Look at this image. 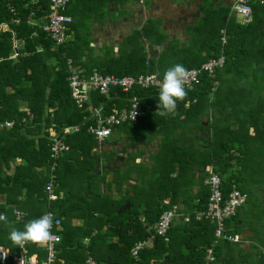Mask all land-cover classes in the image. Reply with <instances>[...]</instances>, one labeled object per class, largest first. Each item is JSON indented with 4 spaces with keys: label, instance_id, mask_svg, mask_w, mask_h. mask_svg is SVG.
<instances>
[{
    "label": "trees",
    "instance_id": "trees-1",
    "mask_svg": "<svg viewBox=\"0 0 264 264\" xmlns=\"http://www.w3.org/2000/svg\"><path fill=\"white\" fill-rule=\"evenodd\" d=\"M103 1L69 0L62 12L73 20L68 23L66 40L57 45L42 29L50 10L48 0H0V23L7 22L10 27H0V120L13 121L12 127L0 130V195L4 197L0 214H5V220L0 221V243L14 247L9 239L12 229L24 230L28 222L51 209L61 218L56 264H87L88 258L95 264H203L209 246L214 248L215 262L221 258L225 240L215 242L213 223L196 218L206 209L209 196L203 184L209 174L205 167L211 165L220 176L224 194L232 185L246 192L244 204L256 190L264 188V40L258 31L264 5L250 1L253 18L247 24L233 20L229 7L202 18L201 41L208 44L207 54L181 60L173 54L168 65L182 64L190 69L217 56L221 29L227 37L226 63L213 77L203 75L198 85L186 88L185 101H178L175 113L163 117L157 111L159 90L151 86H136L129 92L112 87L106 94L92 91L90 104L83 107L72 98L68 58L85 76L93 69L117 76L155 69V61L146 65L140 31L125 38L118 55L105 46L94 56L87 20L100 10ZM14 18L19 22L14 23ZM142 33L151 38L146 27ZM166 70L160 71L161 78ZM213 79L218 85L211 95ZM134 94L139 96L145 114L136 124L113 127L111 134L116 129L134 137L155 134L159 146L154 168L146 169L140 185L134 184L123 193L120 182L124 178L118 170L110 180H106V169L100 173L94 170L103 153L96 152L98 141L87 127L93 123L92 107H101L105 114L116 112L125 109L128 97ZM54 139L65 142L69 149L57 158L55 191L59 197L48 201L44 186ZM112 181L117 182L116 198L103 191L104 185L112 188ZM180 199L185 208L176 212L165 241L154 226L160 214ZM14 208L27 211V217L16 221ZM225 225L231 234L229 219ZM143 240L145 246L134 259L131 249ZM26 244L32 255L45 257L41 247ZM227 248L224 257L230 262L232 248Z\"/></svg>",
    "mask_w": 264,
    "mask_h": 264
},
{
    "label": "crops",
    "instance_id": "crops-1",
    "mask_svg": "<svg viewBox=\"0 0 264 264\" xmlns=\"http://www.w3.org/2000/svg\"><path fill=\"white\" fill-rule=\"evenodd\" d=\"M103 2L100 5V10H96L94 14L91 13L90 18L87 20L90 22L89 27L87 26L89 30V47L94 56L100 54L105 46H110L112 54L118 55L125 44V38L132 35L135 30L140 31L139 41L144 47L147 67H149V61H155V65L152 64L155 66L153 72L146 71L145 73L156 74L160 77L159 73L162 69L166 70L171 67L168 64L171 63L170 56H173V54L180 60L207 54L205 49L208 48V44L204 40L201 41L203 36L201 33V20L206 17V14L215 15L222 8H230L234 0H104ZM251 2H257V0ZM124 10L126 15L128 14L125 18L120 17L121 12H124ZM69 16L73 20L72 16ZM116 17L118 19H115ZM14 19L13 22L16 23ZM3 24L8 25L7 22H2L0 27H3ZM143 27L147 28L151 38L161 36L165 39H161L156 43L151 42L142 33ZM8 29H10L9 25ZM195 35L196 39L194 40ZM87 51L88 49H85V52ZM158 60L162 61L159 66L156 64ZM168 60L170 61L168 62ZM94 146L98 154L103 153V159L99 157L97 160L96 171L100 173L102 168L106 169V180H110L114 171L118 170L124 178L120 182V187L123 190L122 192L125 193L124 190L132 188L134 184L140 185L141 182L138 180H140L146 169L154 168L153 157L159 146V136L155 134L146 136L141 133L134 137L124 130L116 129L108 137L98 141L97 144L95 143ZM13 166L12 164L8 170L9 174L12 173ZM205 170L208 173L214 172L211 165L206 166ZM100 186L102 187V185ZM111 187L109 189L108 186L104 185L103 191L115 198L118 197L117 182L112 181ZM3 198L0 195V202L3 201ZM184 208L185 205L180 211H183ZM187 218L186 215L184 219L187 220ZM196 218L201 217L196 216ZM229 226H231L232 234L239 235V241H223L225 245L219 252L221 258L215 262L213 261L214 264H259L260 257H264L261 252V247L264 246V217L260 219L256 216L243 215L237 212L234 217L229 218ZM226 229L228 231L230 227H226ZM222 240L215 239V242ZM227 247L232 248L230 250L232 254L230 262L226 261L224 257L225 250H229ZM41 248L44 250L43 247ZM212 249L215 255L214 248ZM89 260L91 259L86 260L87 264Z\"/></svg>",
    "mask_w": 264,
    "mask_h": 264
},
{
    "label": "built area",
    "instance_id": "built-area-1",
    "mask_svg": "<svg viewBox=\"0 0 264 264\" xmlns=\"http://www.w3.org/2000/svg\"><path fill=\"white\" fill-rule=\"evenodd\" d=\"M36 1L37 0H32L33 3ZM48 1L50 3V10L47 13L46 22L43 24L42 29L47 32L57 45L62 44L67 37L68 23L71 22V17L62 12L69 0ZM257 2L264 5V0H257ZM9 10L13 14L15 13L14 7L11 5H9ZM230 14L237 15L241 23H250L253 18L250 0H234L230 6ZM14 21L18 23L19 18H15ZM3 27L8 29L7 24H3ZM220 34V54L218 56L209 57L198 67L187 69V89L190 90L194 85H198L203 75L213 77L214 73L225 65L226 55L224 53V47L227 43V37L225 36L223 29H221ZM67 66L69 68L71 96L79 107H83L85 104H90L92 91H98L99 94H106L110 88L119 87L123 92H129L136 86L141 88H149L151 86L159 90L157 85L163 79L158 75L151 73L138 74L135 76H117L114 74H102L96 69H93L91 74L85 76L84 74L81 75V70L76 69L73 66L71 58L67 59ZM211 82V95H213V92L218 85V80L213 79ZM144 114L145 111L141 107L140 98L138 95L134 94L128 97L127 107L116 112L105 114L101 107H92L90 117L92 118L93 123L88 125L87 131L92 134L97 141H101L111 134L113 127L122 123H129L131 125L136 124L138 119ZM12 125V120H0V130L10 128ZM78 128L79 127H74L73 130H78ZM68 149V144L59 139H54L51 144L50 157L52 158V161L49 166L50 174L44 186V193L46 194L48 201H54L59 197V194L55 191V169L57 168V158L61 152L67 151ZM204 184L209 189L208 201L206 209L199 212L196 216L209 219L213 222L214 237L216 240L223 239L230 242H238L239 237L237 234H229L226 232L227 229L225 222L236 214L238 208L247 200L248 194L236 188L235 185H232L231 190L227 194H224L221 187L220 176L212 171L209 172L208 176L204 179ZM176 212L175 205H173L171 209L164 210L154 226L157 235L162 237L165 241L168 240L167 232ZM46 213L52 214L54 217V224L51 229V241L46 246H41L45 250V257L40 258L36 255H32L27 244L21 249L15 245L14 247H7L0 243V249L9 251L6 259H0L1 263L9 261L13 264H56V244L60 241L59 230L61 229V218L51 209L47 210ZM0 215L5 217L4 213H1ZM13 215L16 221L21 222L27 216V212L19 208H14ZM145 243L146 241L143 240L134 244L131 249V255L134 259L138 258V252L144 248ZM261 251L264 253V246L261 247ZM204 259L205 261L203 264H210L215 259L211 246L206 248ZM88 264H95V262L89 260Z\"/></svg>",
    "mask_w": 264,
    "mask_h": 264
},
{
    "label": "clouds",
    "instance_id": "clouds-1",
    "mask_svg": "<svg viewBox=\"0 0 264 264\" xmlns=\"http://www.w3.org/2000/svg\"><path fill=\"white\" fill-rule=\"evenodd\" d=\"M187 78L188 70L182 64H175L165 71L162 81L157 85L159 88L157 111L160 116L167 117L170 114H174L178 101H185L188 95L186 90ZM4 220L5 217L0 215V221ZM53 224L54 217L52 214L45 213L39 218L28 222L24 226V230L13 228L9 234V239L13 245L21 249L28 242L37 246H46L52 238L51 229L53 228ZM8 253L9 251L0 249V259H6Z\"/></svg>",
    "mask_w": 264,
    "mask_h": 264
},
{
    "label": "rangeland",
    "instance_id": "rangeland-1",
    "mask_svg": "<svg viewBox=\"0 0 264 264\" xmlns=\"http://www.w3.org/2000/svg\"><path fill=\"white\" fill-rule=\"evenodd\" d=\"M131 7V6H130ZM261 14H264V9H261ZM128 14L126 15L125 13V10L124 12H121L120 14V17H127ZM115 19H118V17H116ZM239 20V17L237 15H234V18L233 20ZM262 21V22H261ZM90 25V22H88L87 26L89 27ZM136 31V30H135ZM258 31H261V35H262V38L264 40V20L261 18L260 19V24L258 26ZM165 39V37L163 38ZM156 40L155 38H150V41L151 42H155L156 43ZM189 42V41H188ZM188 49V48H186ZM255 51V50H254ZM170 60H168L169 62ZM192 68H195V67H192ZM241 84V82H240ZM206 168V167H205ZM95 169V168H94ZM96 170V169H95ZM121 175V174H119ZM140 181V180H138ZM261 187H264V184H261ZM260 188V187H259ZM261 194V195H259ZM183 203V204H182ZM184 202L183 200H181L180 202H178V204L175 205V208L178 211H180V209H183V206H184ZM182 207V208H181ZM258 210H262V213L261 212H258ZM241 211V214L243 215H252L253 217L256 216V217H259L260 219H263L264 217V188L261 189V190H256L250 197V199L248 200V202L246 204L243 205V207L240 209ZM254 219V218H253ZM262 221V220H260ZM248 228V226H247ZM256 229H257V226H256ZM239 237V235H238ZM264 257L262 256L258 262L259 264H263L264 263ZM254 262V261H253ZM252 262V263H253Z\"/></svg>",
    "mask_w": 264,
    "mask_h": 264
}]
</instances>
